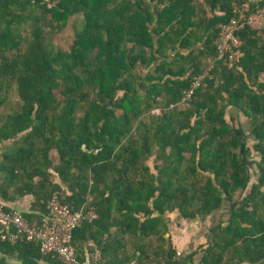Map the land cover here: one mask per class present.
<instances>
[{
	"label": "trees",
	"instance_id": "1",
	"mask_svg": "<svg viewBox=\"0 0 264 264\" xmlns=\"http://www.w3.org/2000/svg\"><path fill=\"white\" fill-rule=\"evenodd\" d=\"M203 1L0 0V196L32 197L40 220L54 197L95 213L73 234L80 264L91 242L103 264H186L168 248L167 215L226 205L202 264H264V30L237 34L232 69L214 45L235 7L250 16L264 0ZM68 26L64 51L52 39ZM231 106L252 120L248 135L227 122ZM0 247L64 264L36 243Z\"/></svg>",
	"mask_w": 264,
	"mask_h": 264
},
{
	"label": "built area",
	"instance_id": "2",
	"mask_svg": "<svg viewBox=\"0 0 264 264\" xmlns=\"http://www.w3.org/2000/svg\"><path fill=\"white\" fill-rule=\"evenodd\" d=\"M251 7L249 4L237 6L233 13L235 17L227 24L220 27V33L214 45L217 50V61H223L232 69L238 61V51L241 41L237 34L245 27L255 28V16L264 17V9L257 14L248 16ZM204 79L200 77L194 83L192 89L185 94V102H189L195 90ZM97 215L85 210L73 212L54 197L46 206V213L40 223L28 221L23 213L16 210L7 211L0 204V242L12 246L21 242H32L40 246L43 255L53 254L64 264H80L75 247L73 246V234L84 222H93ZM178 256H181L178 253ZM88 264H103L102 253L95 249L90 256Z\"/></svg>",
	"mask_w": 264,
	"mask_h": 264
},
{
	"label": "crops",
	"instance_id": "3",
	"mask_svg": "<svg viewBox=\"0 0 264 264\" xmlns=\"http://www.w3.org/2000/svg\"><path fill=\"white\" fill-rule=\"evenodd\" d=\"M199 3H203V0H196ZM257 1V0H256ZM207 19H212L214 16L221 17L222 13L219 10L212 12L209 7H206L205 12L202 11ZM199 13V14H200ZM201 16V15H200ZM254 22L256 24L254 30L260 31L264 30V17L255 16ZM201 47V45H199ZM211 60L209 61V63ZM215 60L211 62V67L214 66ZM261 83H264V74L259 78ZM254 90L256 87L254 86ZM226 120L228 123L236 128L241 127L245 133L248 135L251 132L252 120L247 118L242 114V112L237 107H229L226 114ZM257 143L255 137H251L249 140V147ZM253 150V149H252ZM254 159H258L259 155L253 153ZM34 199L32 197H25L23 199H17L16 201H3L0 196V204L6 207L8 211L16 210L23 213V215L32 216V223H40V215L38 212L32 209ZM228 211V205H226L221 210L214 212L211 216L207 218H200L197 220H184L181 219L178 213L168 214L169 219V231L166 236L168 241V248H172L177 254L179 260L190 258L191 261L186 264H202L205 257V252L208 247V243L212 241L210 231L216 227L222 220H225ZM109 240L108 237L104 238ZM90 249H99L92 242L87 246ZM152 249V253H153ZM30 251L26 250V254ZM178 253L181 256H178ZM154 254V253H153ZM150 254L151 259L148 263L152 261H157L154 255ZM159 259V258H158ZM36 264H56L52 259H48L47 256H43L40 260L35 262ZM0 264H25L22 256L18 252H10L0 247ZM135 264V262L130 263ZM137 264V262H136Z\"/></svg>",
	"mask_w": 264,
	"mask_h": 264
},
{
	"label": "rangeland",
	"instance_id": "4",
	"mask_svg": "<svg viewBox=\"0 0 264 264\" xmlns=\"http://www.w3.org/2000/svg\"><path fill=\"white\" fill-rule=\"evenodd\" d=\"M73 31L71 29V27L68 26V28L60 33V34H56L53 39H52V43L55 47H58L64 51L68 50V48L70 47V45L72 44L73 41ZM214 66H212L210 69H212ZM207 75H203L202 78L204 79ZM152 166V162L150 163Z\"/></svg>",
	"mask_w": 264,
	"mask_h": 264
}]
</instances>
